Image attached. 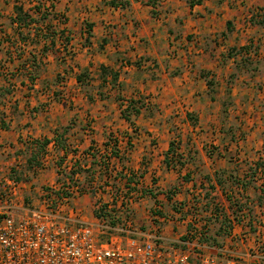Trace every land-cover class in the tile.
<instances>
[{"label":"crops","instance_id":"crops-1","mask_svg":"<svg viewBox=\"0 0 264 264\" xmlns=\"http://www.w3.org/2000/svg\"><path fill=\"white\" fill-rule=\"evenodd\" d=\"M107 1L0 0V171H21L20 165L27 167L34 157L42 168L33 169L31 173L35 179L31 183L43 186L57 180V163L61 160L63 167L68 165L70 168L75 163L80 167L77 176L80 181L87 168L99 171V165L93 162H99L102 156L108 160L109 167L114 165L118 170L119 162L108 157L111 149V144H107L108 136L112 133L122 138L129 135L132 121L143 122V109L136 106L141 101L140 96L151 97L146 100L159 107L173 106L176 114L182 115L183 126L191 132H205L219 139L208 145L180 142L176 148L179 154L176 159L174 156L170 159L173 165L170 168L164 160L171 142H152L140 135L126 148L124 145L128 141H118L117 148L125 154L121 163L123 172L133 174L138 188L155 194L154 201L155 191H171L174 194L169 203L176 198L186 210L196 202L202 218L214 217V201L218 202L230 220L231 238L240 239L241 243L245 239L246 243L258 247L249 255L244 246H240L237 255L248 264H259L261 259L264 260L259 255V251L264 250V171L259 169L255 175L261 183L246 190L231 186L229 175L242 178L249 168L264 162V154H257L251 161L247 158L227 161L223 155V105L226 106L223 70L227 71L233 64L226 61V54L232 48L237 50L247 46V43L264 44L252 30L242 32L240 22L247 13L244 4L234 3V0H154L150 5L149 0H128L126 8H114L107 5ZM15 4L22 5L35 20L43 9L50 15L44 23H33L24 28L11 21L15 17ZM251 5L256 4L249 3L247 9H252ZM37 7L40 11L35 13ZM260 7H264V2ZM227 22L231 23L230 31H227ZM46 24L53 25L57 32L64 30L65 35L68 34L71 41L67 52L70 54L62 57L64 52L57 56L47 53L42 57L41 69L35 72L29 60L33 55L38 57L43 42H33L34 29ZM86 26L91 27L88 40ZM259 27L262 29L258 31L264 32V27ZM248 33L251 34L246 37ZM20 34L27 37L26 41L19 39ZM56 45L61 51L60 44ZM101 67L118 74L114 87L109 85L110 76L102 82ZM55 69L58 71L51 77L53 80L43 75L45 71ZM81 71L88 74L85 86L76 81ZM63 75L69 85L82 91L75 99L80 103L75 108L70 107L72 98L60 100L56 90H49L57 87ZM31 76L35 77L33 81H30ZM208 80L212 83L210 90ZM228 81L225 84L230 86ZM6 89L9 92H5ZM129 100L136 102L134 106L139 113L131 115L127 121L121 111ZM182 104L186 106L182 108ZM64 129L66 133L62 134ZM148 131L153 132V129ZM235 131L239 133L238 129ZM235 131L228 128L224 133L235 141ZM56 134H62L64 148L55 143ZM44 140L49 141L46 147L41 144ZM254 145L251 144L249 149L261 151L262 144L259 148ZM90 152L92 155L88 154ZM93 179L97 180L95 176ZM207 191L208 198L205 197ZM244 194L248 200H256L242 204L240 211L229 208L226 198L235 199L241 205ZM85 196L90 195L80 197ZM259 196L261 200L257 199ZM215 197L217 199L213 201L211 198ZM204 207H208L206 211H203ZM176 212L172 207L171 222L179 224L177 220H180L184 223L185 217L180 218ZM234 216L239 221H235ZM213 225L217 228L220 224L214 222ZM206 248L209 253L214 252L212 247Z\"/></svg>","mask_w":264,"mask_h":264},{"label":"rangeland","instance_id":"rangeland-1","mask_svg":"<svg viewBox=\"0 0 264 264\" xmlns=\"http://www.w3.org/2000/svg\"><path fill=\"white\" fill-rule=\"evenodd\" d=\"M35 2V0H32ZM240 1V3L244 4V12H247L243 18V22H240L241 24V30L243 33L246 31L251 32L253 31V34L256 35V38L260 36L261 42H264V32L258 31V29H262L259 27L258 23H255L256 20H259L260 18H264V7H260V4L264 1L262 0H234ZM256 4L251 5L252 9H247V5L249 3ZM241 6V5H240ZM255 6V7H254ZM247 9V11H246ZM243 14V13H242ZM241 14V16H242ZM242 20V18H241ZM256 28V31H255ZM251 34L248 33L246 37ZM245 36V35H244ZM249 48V52L245 53L243 51L237 49L236 56L231 58L233 61L227 59V62L233 63L231 66L228 67L227 71L223 70V94H225L224 100L226 102V106L223 105V155L227 159V161L231 160H238L239 158H247V160H255L257 154L261 153L264 154V44H258L254 45L253 43H247L246 44ZM251 45V46H250ZM223 49H226V45L223 44ZM226 53V52H225ZM225 53H223V57H225ZM70 53H66L62 55V57H69ZM246 57H248V61L246 62L247 69L239 64H242L241 60H244ZM224 61V60H223ZM241 62V63H240ZM234 63L237 64L236 66H239V68L234 66ZM64 66V64H63ZM227 65H225L226 67ZM224 67V68H225ZM242 69H246L242 72ZM58 71V69L49 70L48 72L45 71L43 74L45 77H50V80H53L51 77L53 76L54 72ZM64 73V72H63ZM43 76V77H44ZM236 78L232 80V78ZM44 77V78H45ZM229 80V84H225V81ZM231 80V81H230ZM59 84L57 87L53 86L50 87V92L52 90H56L58 92V97L60 100H69L70 98L77 99L78 94H82V91H77L76 87H72V85L68 84V79L65 78V75L62 77L60 76ZM61 82V83H60ZM227 88V89H226ZM229 88V89H228ZM225 89V90H224ZM91 90V89H89ZM231 94V95H229ZM146 98H151L148 96L141 97V101H138L136 106H141L143 109L144 118L142 119L143 122L141 124L134 123L132 121V126H130L131 131L129 132V135H124V138L121 136H117L114 133L109 134L107 140V144L110 143L112 145L113 140L121 141V142H129L134 141L137 139V136L145 137L147 140H150L152 142H160V143H166V142H172L173 143V156L176 159L177 154H179V151L176 150L178 144L180 142L184 143H190V142H198V144H211V142L216 141L219 139V137H214L213 134L209 133H199L198 132H191L189 128L183 126V121L180 116L176 114V109L173 108L170 104L167 106H161L159 107L153 101L146 100ZM230 100H228V99ZM71 101L70 107L75 108L76 106H79V101L75 100V102ZM68 102L65 104L67 105ZM75 105H74V104ZM171 103V102H170ZM140 104V105H139ZM172 104V103H171ZM186 104H182L181 107L184 108ZM161 108V109H160ZM183 114V113H182ZM192 124L191 122H189ZM143 124H148L147 126H144ZM185 124V123H184ZM69 128H74L73 126ZM228 128H234L235 130H239V133H235L234 138L235 141L230 140V136L225 131L228 130ZM89 130L90 127H88ZM149 129H153V132H149ZM156 130V131H154ZM127 134V133H126ZM227 135V136H226ZM120 137V138H119ZM152 137V138H151ZM232 141V142H230ZM251 144H255L254 147H260L261 151L257 150L254 151V148H250ZM120 145H123L120 143ZM126 148H128V145H124ZM242 146V147H240ZM236 147H238L236 149ZM125 148V149H126ZM124 149V152L126 150ZM247 150V151H246ZM90 155V153H88ZM94 156H97L96 153L93 154ZM101 156V155H100ZM99 156V157H100ZM262 158V157H261ZM101 160V159H100ZM119 169H122V164L119 163ZM21 171L19 169L12 170V171H0V176L3 175H10L12 177L17 178L22 184V198L24 200V204L28 206H39L41 203V195L44 191L49 192H56L61 187V182L58 181L59 178H62L61 175H58V178L53 183L46 182L43 186H38V183H34L31 181L35 179V175L31 173L33 169L28 165L27 167L24 165H20ZM36 167V165H34ZM42 166H38L34 168V170L39 169L41 170ZM100 168V167H99ZM109 170H111V176H114V173L116 170V167L108 166ZM67 171L69 170L68 165L62 166L61 171ZM103 169H100L101 171ZM99 171H95L96 179L95 180V195H91L89 193H83V194H77L74 196V198L70 201V207L77 210V212L80 214V216L86 220L87 222H95V220L100 219L104 221L106 224H110L111 221L117 222L119 220L120 222H123L125 220H132L135 224V228L141 231H153L158 230L160 232L161 237L163 238L162 245L164 247H182L185 246V244L188 241H198V236L195 231L200 230V226L204 222H199L198 218L192 217V215H187V217L183 218L185 220L184 223H181L180 220L178 223H172L173 221V212L172 206H175L176 208H182V211H185V207L180 203L178 199H173V202H170L166 200V194L169 191H155L156 192V201L153 200L149 195L138 197L136 196V193L132 194V201H129L127 203V207L125 209H121L120 207H115L113 211L106 212L103 218H95L93 215V210L98 209L99 205L104 202H109L110 194H111V185L113 184L112 177L108 181L107 185L104 184L103 180H98L97 174ZM38 173V172H36ZM34 178V179H33ZM122 182H119L120 186H122L124 180H120ZM138 183V182H137ZM261 182L259 180L255 181L252 185L255 186V184H260ZM97 184V185H96ZM143 189V188H142ZM139 188V190H142ZM158 189V187H157ZM150 191V190H149ZM171 192V191H170ZM173 193V192H172ZM89 194L90 196L80 197L82 195ZM123 194V193H122ZM174 194V193H173ZM244 197L246 195H243ZM77 198V199H76ZM120 198H118L117 206L120 204ZM238 200H241V198H238ZM256 198H243L241 201V205L248 203H252ZM225 202V201H224ZM226 203V202H225ZM238 205L240 203L237 202ZM159 212V213H154ZM160 214V215H158ZM176 214L182 218L183 216L176 212ZM182 216V217H181ZM114 218V220L112 219ZM202 218V217H201ZM206 218V217H205ZM261 219V218H260ZM188 220V221H187ZM119 222V223H120ZM186 222L188 223L186 224ZM212 224V226H210ZM208 225V234L210 236H213L216 240L219 241V243H222L223 249L226 250V255L233 257L234 261L239 264H248V262L243 261L238 255L237 251L240 248V246L246 249V252L251 255L252 252L258 250L256 244L252 245L251 243H246L245 239L241 243L239 241L240 239H233L231 238V234L228 237H216L217 228H215V225L211 223ZM117 225V224H115ZM191 226V227H190ZM155 231V232H156ZM190 232V233H189ZM230 233H232V227L230 228ZM190 234V235H189ZM192 234V235H191ZM183 238L185 240H183ZM225 238V239H224ZM231 239V240H229ZM242 239V238H241ZM229 240V241H227ZM241 243V245H239ZM203 244V243H201ZM205 245V244H204ZM208 246V245H205ZM215 254V252H212ZM259 255L264 257V250L259 251ZM259 264H264V260H260Z\"/></svg>","mask_w":264,"mask_h":264},{"label":"built area","instance_id":"built-area-1","mask_svg":"<svg viewBox=\"0 0 264 264\" xmlns=\"http://www.w3.org/2000/svg\"><path fill=\"white\" fill-rule=\"evenodd\" d=\"M21 191L15 177L0 176V264H239L223 247H164L158 230H138L132 220L87 222L71 199L49 190L39 206L25 205Z\"/></svg>","mask_w":264,"mask_h":264},{"label":"trees","instance_id":"trees-1","mask_svg":"<svg viewBox=\"0 0 264 264\" xmlns=\"http://www.w3.org/2000/svg\"><path fill=\"white\" fill-rule=\"evenodd\" d=\"M148 3L150 5L154 4V0H149ZM107 5H109L110 7H120V8H126L129 5V1L128 0H108L107 1ZM39 7L35 8V13L39 12ZM14 12H15V17L13 20V22H16L19 26L24 27V28H29L33 23L38 24L39 22H45V20L47 19V16L50 15V13L47 12L46 9H43L41 14L39 15L38 20H35L33 18H31V14L29 11H25L22 7V5H18L15 4L14 6ZM153 16L155 15L153 12L151 13ZM62 18H60L61 20ZM255 23H258V25L264 27V18H260L259 20H256ZM227 31L231 30V23L227 22ZM86 30V34H87V38L86 40H88V37L90 36V26H86L85 28ZM35 33L33 36V42L35 41V44H38L39 42H43L41 48L39 49V53H38V57L36 55H33L29 62L31 63V69H33V71L37 72L39 69H41L42 67V57L44 58L47 53L52 54L53 56H57L60 55L61 52H64V54H68L67 52V47L70 44L71 38L68 36V34L65 35V31L61 30V31H56L54 26L51 24H46L45 27H38V25L36 26V28L34 29ZM44 31V32H43ZM225 35L223 34V37ZM21 41H26L27 37L23 36L22 34H20V38ZM57 43L60 44L59 47H61V51L59 50V48L57 47ZM238 50L243 51L245 53L249 52V48L248 46H242L241 48H239ZM237 50L235 48H232L231 50H229L226 54V58L231 59L233 57L236 56V52ZM248 61V57H246L244 60H241V62H243L240 65H243L244 67L247 65L246 62ZM240 62V63H241ZM239 66H237V68H239ZM208 74V73H205ZM37 75V73H36ZM110 76L111 80L109 82V85H111L112 87H114V85L116 84V81L118 79V74L117 73H113L110 70L101 67L100 68V78L102 79V82L104 83V79L105 77ZM35 77L31 76L30 77V81H33ZM88 78V74L86 71H81L77 76H76V81L80 84H83L84 86L86 85L84 82L86 81V79ZM212 86V83L210 80L207 81V87L210 90V87ZM5 92H9V90H4ZM101 95V94H100ZM136 102H134L133 100H129V102H127V106L121 111V115L122 117L129 121L130 120V116L133 115H137L139 113V110L134 106ZM141 107V106H140ZM187 118L190 119V117ZM192 118V117H191ZM66 133V129L63 130L62 134ZM61 134V135H62ZM61 135L56 134L55 135V143L58 144L59 147L64 148V142L61 140ZM108 141H110L108 139ZM34 143H38V142H34ZM49 141L48 140H44L43 142H41L43 147H46L48 145ZM128 146H130L129 144H127ZM118 146V141L115 139L113 140V143L111 145V149H110V153H109V158H114L117 162L122 163L124 161V156L125 154H121L120 150L117 148ZM173 143L171 142L169 144V148L165 154V160L164 163L166 165L167 168L173 167L172 162H171V158L173 157ZM170 156V157H169ZM101 160H99V162L95 163L93 162V164H97L99 165L100 169H103L101 171L98 172L97 174V178L98 180H103L104 184L107 185V183H109L108 181L110 180L111 176V170H109L108 168V163L107 160L104 158V156L100 157ZM29 166L34 169L38 166H40V164L38 162H36L35 158L32 157L31 160H29ZM63 164V161L61 160V162L57 163L58 168V175L62 178H59L58 181L61 182V187L54 192V195L60 199V198H67V199H72L74 198V195L71 192V189L75 188L77 191V194L79 193L80 195L83 193H89L91 195H95V180L93 179L94 176H96V174L90 170V168H87L85 170V176L83 181L78 180L77 176L79 175L81 169L80 167L75 163L73 164L72 167L69 168V170L67 171H61L60 173V168ZM34 165H36V167H34ZM99 169V170H100ZM253 169V170H252ZM261 169V172L264 171V162H258L255 164L254 168H249L248 172L245 173L242 178H238L237 176L235 177L234 175H229L230 177V182H231V186L242 189V190H246L249 186H252L253 183H255V181H257L255 179V175L257 174L258 170ZM114 176L112 177L113 179V184L111 185V194L109 196L110 200L109 202H104L101 203L99 205L98 209H94L93 210V215L95 218H103L106 212H111L113 211V209L115 207H120L121 209H125L128 205L127 203L129 201H132V194L136 193V196L138 197H143L146 195L151 196L152 198L155 199V194H153L151 191L147 190V189H142L139 190L138 186H137V180L134 179L133 174L131 173H124L123 172V168L120 170H114ZM17 179V178H16ZM187 178H185L186 180ZM120 180H124L122 186H120L119 182H122ZM119 181V182H118ZM219 185H222L221 181L217 182ZM224 183L225 181L223 180V191H224ZM97 185V184H96ZM255 189V188H254ZM262 190V189H260ZM264 191V190H262ZM123 193V194H122ZM172 192H168L166 194V198L168 201L172 200ZM208 191L205 193V197L208 198ZM245 195V194H244ZM76 196V195H75ZM118 198H120V204H118L117 206V200ZM246 199H248V196H245ZM214 200H216L217 198H211ZM227 201H229V208H234L233 210L236 209V211H240L241 207L243 205H238L237 202L235 201V199L231 198H226ZM258 200H261V196H259L257 198ZM194 203V202H193ZM214 206H213V210L215 211L214 217L212 218H201L199 216L200 212H198V209L196 208V202L194 204H192V206L188 209H186L184 212L182 211V208H176L175 206H172L174 210H176L178 213H180L183 217H186L187 215H192V217H197L199 222H204L200 227V230L198 231V241H200V243H203L205 245H208L210 247H216V248H220L222 247V243H219L218 240H216L213 236H210L208 234V225L210 223H219L220 225L217 227V232H216V237L221 236V237H227L228 235H230V220L227 218V216L225 215V210L223 207H221V205L217 202L215 203L214 201ZM208 208V207H207ZM206 207L203 208V211L207 210ZM251 211V210H249ZM154 213H159V212H154ZM160 215V214H158ZM114 220V218H112ZM233 219L235 221H239L237 216H234ZM214 221V222H211ZM119 220H117V222L115 221H111V225H115V224H119ZM121 223V222H120ZM191 227V226H190ZM183 240H185L183 238Z\"/></svg>","mask_w":264,"mask_h":264}]
</instances>
